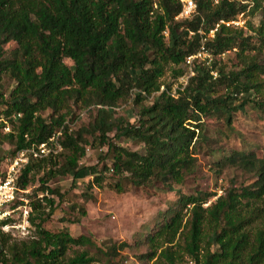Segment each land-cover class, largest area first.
I'll return each mask as SVG.
<instances>
[{
	"label": "trees",
	"instance_id": "trees-1",
	"mask_svg": "<svg viewBox=\"0 0 264 264\" xmlns=\"http://www.w3.org/2000/svg\"><path fill=\"white\" fill-rule=\"evenodd\" d=\"M262 2L253 0L250 13ZM247 7L237 0H196L192 18L175 20L177 0H0V84L4 77L14 82L7 96L0 92V127L7 122L12 126L0 133V142L13 145L7 152L14 155L46 142L64 126L61 151L31 160L18 177L25 189L41 172L36 190L42 197L31 202L29 215L35 236L14 240L0 229V264H98L86 249L68 255L74 246L91 245L103 264H116L121 250L141 244L148 247L140 255L144 263L180 264L188 256L194 264H264V156L255 152L236 153L224 161L253 172L251 184L231 187L206 206L216 191L180 193L161 213L154 231L133 243L111 238L97 244L92 235L72 236L67 228L50 231L43 226L58 205L54 195L62 198L47 185L52 178L87 169L90 189L102 187L111 170L118 192L123 191L122 177L135 186L182 183L196 166L194 145L204 138L201 117L218 113L230 124L247 101L264 109V62L259 59L264 20L256 27L247 23L250 34L220 23ZM9 42L13 48H5ZM201 46L215 58L236 49V68L217 67L213 59L208 64L195 60L194 75L183 89L171 95L166 84L161 90L167 67L172 65L174 78L181 76L186 57ZM152 94L153 102L140 106L136 123L115 116L119 101L132 97L140 104ZM252 94L259 99L250 98ZM74 107H93L95 112L87 123L70 129L64 122L76 117ZM113 130L142 143V149L115 143L109 135ZM84 134L105 148L101 159L110 161L109 167L80 165L86 154ZM83 196L92 197L88 191ZM79 210L86 214L83 207Z\"/></svg>",
	"mask_w": 264,
	"mask_h": 264
},
{
	"label": "rangeland",
	"instance_id": "rangeland-1",
	"mask_svg": "<svg viewBox=\"0 0 264 264\" xmlns=\"http://www.w3.org/2000/svg\"><path fill=\"white\" fill-rule=\"evenodd\" d=\"M239 3L248 4L247 10L237 15L241 25L234 27H243L247 34V23L256 27L261 20H264V3L253 13L249 9L253 5V0H237ZM242 15V16H241ZM13 43L9 42L5 48H13ZM217 62V67H224L229 70L236 68V49L227 51L222 58H212ZM259 59L264 62V53L259 55ZM198 62L202 60H196ZM204 62V61H202ZM65 63L69 66L72 61L65 59ZM184 73L188 71V66L182 64ZM172 65L166 69L164 76L161 78L163 85H171L172 91L180 84H186V77L172 76ZM14 82L9 77H4L0 84V92L7 96L13 88ZM154 94L146 97L140 104L134 102L132 97L119 101L115 108V116L120 117L128 124L136 123L137 112L141 105H150L154 100ZM250 98L258 100V96L252 94ZM242 98L237 100L240 103ZM76 117L67 118V126L70 129H76L81 124L87 123L95 110L93 107L76 108L74 107ZM47 113L45 112L44 115ZM7 124L12 127L10 123ZM200 128L203 139L198 140L194 145L195 169L193 173L185 176L182 183L171 182L169 186L161 182L154 181L146 186H135L130 183L127 178H120L123 187L122 192L116 191L113 187L118 178L111 175L112 171L106 172L107 179L102 187H87L88 181L92 179L87 169L82 170L78 174L59 175L48 181L50 188H56L62 195V200L54 195L55 201L58 203L55 211L50 218L43 224L44 228L50 231H58L67 228L72 236L92 235L93 240L100 244L111 238L125 239L133 243V240L142 238L146 233L153 232L157 223L161 221V213L176 200L178 195L192 194L195 191H216V196L211 197L204 206L208 205L218 195L223 194L231 187H243L251 184L255 179L253 172L248 171L237 163H225V158L236 153L255 152L258 156H264V109H260L254 105V102L247 101L239 110L232 115L230 124L222 114H212L200 118ZM3 127H0V133H5ZM110 137L115 143L127 147L129 150L140 151L143 144L132 138L126 137L123 133H117L116 130L110 132ZM87 144H84L86 154L80 159V165L85 168L96 165L101 169L103 164L110 166V161L101 159L104 147H98L93 136L84 134ZM13 145L8 141L0 142V168L6 169L10 161L16 155H11ZM225 163V164H223ZM36 176L34 182H31L25 190L17 195V197L26 198L28 205L32 208L31 202L42 197V193L36 190L39 186ZM88 191L91 198H85L83 193ZM25 203L16 200L15 204ZM80 207L85 209L86 214L82 215ZM31 210V209H30ZM12 215L17 216V212ZM188 215L185 216V219ZM79 217L78 222H72V219ZM36 221H39L37 218ZM20 220L13 218L9 225L0 229L8 233L14 240H26L35 236V228L31 225L26 229L20 226ZM212 240V238H211ZM83 249L88 250L89 255L94 256L98 264H103L104 259L101 258L96 251L94 245L89 247L74 246L68 255H73L76 251ZM211 249L214 251L216 245L212 244ZM148 247L144 244L138 247H129L121 250L116 264H151L143 262L140 255L146 253ZM116 260V259H115ZM180 264H194V262L185 256Z\"/></svg>",
	"mask_w": 264,
	"mask_h": 264
},
{
	"label": "built area",
	"instance_id": "built-area-1",
	"mask_svg": "<svg viewBox=\"0 0 264 264\" xmlns=\"http://www.w3.org/2000/svg\"><path fill=\"white\" fill-rule=\"evenodd\" d=\"M177 1L180 3V11L174 17L175 20L190 19L196 14V0ZM213 2L217 3L218 0H213ZM220 23H223L226 26L241 25L239 20H236V18L230 21L221 20ZM218 26L219 24L217 23L215 25V28L210 30V37H213L214 32L217 30ZM226 52L220 53L219 55H217V57L222 58ZM212 58L213 55L208 53L203 46H201L195 54L187 56L183 64H186L188 66V71L186 72V74L181 75V77H186V84L189 77L194 75V61L200 59L208 64L210 63ZM213 74L215 75V73ZM185 85L180 84L178 87H176V89H183ZM175 90L171 91V95L175 94ZM64 123L67 124V121H65ZM63 127L64 126L62 125L59 129L52 133V135L46 142L39 143L38 145L32 144L18 150L6 169L2 170V173L0 174V227L2 229L8 226L9 222L13 218H18L20 220V226L23 229H26L30 226L29 215L31 212V208L28 205V201L26 198L17 197L19 193L25 192V190L20 188L18 185V177L25 165L28 164L31 160L40 159L49 155H55L59 151H61L62 147L59 139L62 136ZM3 128L5 131L11 130L10 126L7 123L5 124V126H3ZM17 199H19L20 201H24L25 203L20 202L18 204H15ZM14 212H17L16 217L12 215ZM5 220L7 222L2 224V221Z\"/></svg>",
	"mask_w": 264,
	"mask_h": 264
}]
</instances>
